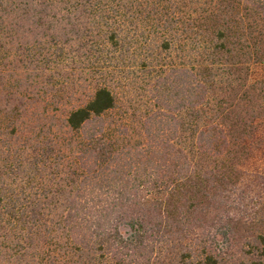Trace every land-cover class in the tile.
Masks as SVG:
<instances>
[{
    "label": "trees",
    "instance_id": "16d2710c",
    "mask_svg": "<svg viewBox=\"0 0 264 264\" xmlns=\"http://www.w3.org/2000/svg\"><path fill=\"white\" fill-rule=\"evenodd\" d=\"M21 4L0 11V264H221L234 223L264 227V0ZM139 49L182 59L129 113L107 82Z\"/></svg>",
    "mask_w": 264,
    "mask_h": 264
},
{
    "label": "rangeland",
    "instance_id": "374dc122",
    "mask_svg": "<svg viewBox=\"0 0 264 264\" xmlns=\"http://www.w3.org/2000/svg\"><path fill=\"white\" fill-rule=\"evenodd\" d=\"M22 0H0V11L1 6L7 7L14 10V7H19V11L15 13V16L20 14L23 9V4H21ZM24 3V2H23ZM21 4V5H20ZM13 7V8H12ZM1 13V12H0ZM194 53L191 50L187 49V52ZM138 52L142 53V56H139L134 60V64H131V67L127 69L124 73V75H129V79L127 78L119 84V81H114L113 78H110V80L107 82L111 87H113L114 91L118 93L120 98V110L125 111L129 110V113L132 112L133 107L140 108V110H145L147 106H151L150 102H148V88L150 86V82L155 79V77L170 68L173 67V65H178L181 63V51L179 49H171V51H165L163 49H139ZM191 55H189L190 57ZM193 57V55H192ZM133 62V60H132ZM93 71V70H92ZM91 73L90 70H86V74ZM97 75V74H96ZM124 77V76H123ZM264 78V67L262 65H254L252 67V79L258 80ZM84 87H80L79 92L76 94L75 97L72 99L71 104H66L64 107L62 106V109L60 110H53L51 113H54V117L51 119V121L55 124L59 125V128L61 127V124L63 123V120L65 119V115L67 112V109L80 105L81 103H84L87 101L92 93L94 92L93 85L87 84L85 80L81 81V84H79ZM89 85V86H88ZM66 109V111H65ZM260 152H258L259 154ZM263 154V153H261ZM256 167H262L264 171V161L260 162L256 165ZM256 198V197H254ZM264 201V199L262 200ZM260 205V204H258ZM252 206H254L252 204ZM262 206L257 207V214H255L251 209H248L247 214H250L253 217H257L258 213L260 214V208ZM232 213V212H231ZM240 213V212H239ZM215 215V214H213ZM236 214H230V217H235ZM247 220V219H246ZM234 239L231 240L230 243L225 244H213V248L217 249L219 251L220 255L224 257V262L221 264H251L253 261L252 255H247V250L250 248V245H248V241L251 240V238L256 236V233L260 229H264L263 226H260L259 222L256 221V219L247 220L244 222H238V224L234 223ZM194 242L190 247H194ZM189 245V244H188ZM196 257L193 258L192 263L197 264ZM163 264H183L181 260H175L173 258L166 257L164 259Z\"/></svg>",
    "mask_w": 264,
    "mask_h": 264
}]
</instances>
